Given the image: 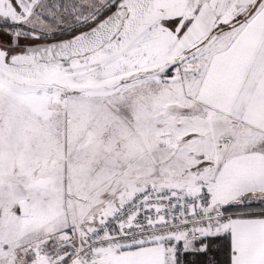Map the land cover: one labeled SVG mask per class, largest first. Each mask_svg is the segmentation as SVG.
<instances>
[{
    "label": "snow or ice",
    "instance_id": "6c2138e0",
    "mask_svg": "<svg viewBox=\"0 0 264 264\" xmlns=\"http://www.w3.org/2000/svg\"><path fill=\"white\" fill-rule=\"evenodd\" d=\"M0 264H264V0H0Z\"/></svg>",
    "mask_w": 264,
    "mask_h": 264
}]
</instances>
